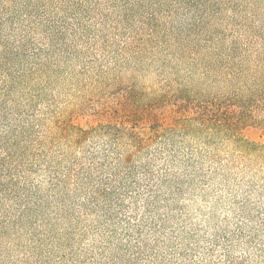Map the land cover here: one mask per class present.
I'll return each mask as SVG.
<instances>
[{"label": "rangeland", "instance_id": "374dc122", "mask_svg": "<svg viewBox=\"0 0 264 264\" xmlns=\"http://www.w3.org/2000/svg\"><path fill=\"white\" fill-rule=\"evenodd\" d=\"M261 89L264 0H0V264H264V150L169 126Z\"/></svg>", "mask_w": 264, "mask_h": 264}, {"label": "trees", "instance_id": "16d2710c", "mask_svg": "<svg viewBox=\"0 0 264 264\" xmlns=\"http://www.w3.org/2000/svg\"><path fill=\"white\" fill-rule=\"evenodd\" d=\"M183 103V102H181ZM131 109V108H129ZM132 110V109H131ZM134 114H137L138 117L143 115L153 116V109L142 107V111L134 110ZM184 112V113H183ZM6 112L0 109V124L4 122L5 119L9 118V115L6 116ZM184 114L187 117H177L174 119L173 124L169 126L181 127L187 124V122H193L199 124L202 128H212L219 132L233 138L238 144L241 145L243 151L249 155L251 151H258L260 149L264 150V144L252 141L243 136V129L247 127H262L264 128V89L257 90L248 94L246 96H237V97H225L223 99L209 100L206 103L200 104L197 108L185 106L181 110V115ZM177 121V122H175ZM175 122V123H174ZM119 122L99 124L98 127L90 129V131H97L101 128H109L108 131L114 134V137H120L125 133V138L133 141V145L137 147H143L146 143L145 130H139L140 128L131 122L130 124H125V130L119 126ZM166 125L161 127V130L165 131L169 129ZM156 130V129H155ZM156 131H159L158 129ZM80 132L83 133L84 130L80 129ZM3 135H0V191L7 192L13 189L14 183L10 184L9 182H17L15 173L13 172V166L10 164L9 158H11L8 150H4L8 144L5 140H1ZM125 161H131V154H128L125 157ZM148 172V171H147ZM135 172L130 173L131 177L130 182H132ZM15 177V178H14ZM136 252L133 256H127V251L130 249H125V264L133 263L134 259H140L142 256V245L137 244L132 246ZM134 258V259H133ZM177 264V263H174ZM229 264H236L232 262Z\"/></svg>", "mask_w": 264, "mask_h": 264}]
</instances>
